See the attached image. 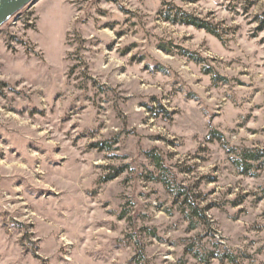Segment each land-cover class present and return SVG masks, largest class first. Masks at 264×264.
<instances>
[{
    "label": "rangeland",
    "instance_id": "obj_1",
    "mask_svg": "<svg viewBox=\"0 0 264 264\" xmlns=\"http://www.w3.org/2000/svg\"><path fill=\"white\" fill-rule=\"evenodd\" d=\"M246 152L264 0H39L0 28V264H264Z\"/></svg>",
    "mask_w": 264,
    "mask_h": 264
},
{
    "label": "trees",
    "instance_id": "obj_2",
    "mask_svg": "<svg viewBox=\"0 0 264 264\" xmlns=\"http://www.w3.org/2000/svg\"><path fill=\"white\" fill-rule=\"evenodd\" d=\"M180 22L184 25H187V26H192L196 29H201V30H204L205 32L213 35V36H216L217 37V34L215 33L214 30L211 29V27L206 24V23H203L195 18H192L190 16H187V15H181V20ZM242 163H244V170H248L250 168V166L247 164V162L249 161H252V162H255V161H258L260 158H264V152L260 155V154H254V153H250V152H246L242 157ZM236 165L239 167L241 166L240 162L239 163H236ZM190 209L191 211L198 215V211L196 208H194L193 205L190 206ZM203 219V218H202ZM227 258L231 261V262H234V258L232 256H227Z\"/></svg>",
    "mask_w": 264,
    "mask_h": 264
},
{
    "label": "water",
    "instance_id": "obj_3",
    "mask_svg": "<svg viewBox=\"0 0 264 264\" xmlns=\"http://www.w3.org/2000/svg\"><path fill=\"white\" fill-rule=\"evenodd\" d=\"M39 0H0V28L26 7Z\"/></svg>",
    "mask_w": 264,
    "mask_h": 264
},
{
    "label": "clouds",
    "instance_id": "obj_4",
    "mask_svg": "<svg viewBox=\"0 0 264 264\" xmlns=\"http://www.w3.org/2000/svg\"><path fill=\"white\" fill-rule=\"evenodd\" d=\"M171 259V258H170Z\"/></svg>",
    "mask_w": 264,
    "mask_h": 264
}]
</instances>
